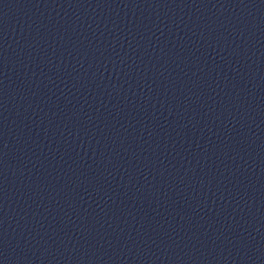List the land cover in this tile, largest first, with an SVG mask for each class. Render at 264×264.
<instances>
[{"label": "water", "instance_id": "1", "mask_svg": "<svg viewBox=\"0 0 264 264\" xmlns=\"http://www.w3.org/2000/svg\"><path fill=\"white\" fill-rule=\"evenodd\" d=\"M0 264H264V202L0 161Z\"/></svg>", "mask_w": 264, "mask_h": 264}]
</instances>
